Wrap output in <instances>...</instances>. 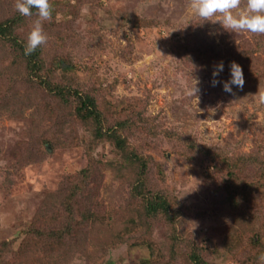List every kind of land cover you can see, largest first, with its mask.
<instances>
[{"label":"rangeland","instance_id":"obj_1","mask_svg":"<svg viewBox=\"0 0 264 264\" xmlns=\"http://www.w3.org/2000/svg\"><path fill=\"white\" fill-rule=\"evenodd\" d=\"M50 2L52 18L42 22L48 39L40 46L44 79L92 94L100 108L108 103L113 115L118 104L130 103L128 116L133 121L126 136L131 138L137 127L131 146L152 158L149 169L155 163L163 164L169 186L181 200L195 206L196 212L186 218L206 247V257L214 264H242L247 259L245 238L253 235L257 240L259 235L264 243V189L251 196L245 211L226 212L212 195L225 172L220 174L208 156L190 146L192 140L184 142L183 135L197 131L200 141L220 146L229 157L251 154L255 147L264 150V104L252 96L264 92V33L225 30L215 17L205 21L196 16L189 0ZM245 2L241 0V7ZM12 16L20 18L16 34L25 44L36 16L21 15L15 0H0V23ZM142 22L148 26H137ZM200 53L208 59L222 54L223 61L235 54L243 69V88L233 86L229 93L219 84L213 87L215 64L199 60ZM17 54L9 43L0 41V264H181L153 255L143 245L142 229L124 231L126 209L116 218L121 223L106 230L109 235L93 218L88 220V214L79 211L72 219L66 216L68 196L58 193L68 176L80 181L84 169L90 171L94 181L88 182L77 203L96 208L106 201L108 190L118 185L111 166L118 169L120 157L105 141L95 145L94 161H90L87 141L95 137L89 124L72 115L75 98L70 100L72 106L61 98L50 99L41 89L45 86L29 75L25 59ZM231 61H225L218 79L229 78ZM16 102L24 105L20 115ZM62 108L66 109L63 116ZM59 115L65 125L55 120ZM113 115H106L110 126L117 124L118 117ZM145 122L149 132L142 130ZM32 135L40 145L45 142L47 156L26 164ZM191 152H195L193 162L184 155ZM209 173H213L212 180H207ZM126 198L131 200L128 194ZM41 209L48 217H40ZM258 212L261 219L255 225L249 215L257 218ZM46 218L52 239L70 228L51 250L48 237L43 243L33 232L40 227L38 219ZM162 228L156 223L153 230L161 234ZM230 236L241 239L236 254L223 248ZM33 247L38 250L32 254Z\"/></svg>","mask_w":264,"mask_h":264},{"label":"trees","instance_id":"obj_2","mask_svg":"<svg viewBox=\"0 0 264 264\" xmlns=\"http://www.w3.org/2000/svg\"><path fill=\"white\" fill-rule=\"evenodd\" d=\"M19 20L20 18L16 19L12 16L0 23V41L9 43L11 50L25 59L29 75L41 81L45 86L44 89L42 87L41 89L47 91V95L50 99L61 98L72 106L70 100H72L73 97L75 98L73 104L75 112H72V115L76 121L89 124L95 137V140L92 138L87 141L89 144L87 154H89L90 161H94L93 157L91 159V152L95 149V145L105 141L112 145L114 151L120 157L117 163L119 164L118 169L111 166V168L114 169V173L115 171L117 172L115 176L118 185L116 188L113 186L108 190V198L96 208L92 209L88 207L89 205L78 206L77 203L78 195H82L81 192L85 189L88 182L90 180H92V182L94 181L90 175V171L84 169V176L80 178V181H77L78 178L76 177L68 176L67 180L64 182L63 191L58 193L60 195L67 194L68 196L66 201H64V204L65 202L67 204L65 209L66 216L68 215L72 219L74 213L79 211L86 215L88 214V216H86L87 219L93 218L96 225L102 228L107 235L108 233L106 230L111 228L113 224L121 223V220L116 219L120 217V210L126 209L128 213L125 216L126 224L123 230L125 231L131 228L136 231L142 229L141 240L143 245L151 248V251L154 252L153 255L156 256L159 254L162 258L166 256L181 264H214L206 257V247L200 243L198 239L199 236L197 237L192 227L188 226L189 223L186 217L188 214L196 212L195 206L181 200L177 195L176 189L169 186L166 182V172L163 164L155 163V165L149 169L153 161L152 158L142 154L140 149L137 150L131 146L132 141L136 139L135 135H137L136 127L131 138L126 136L127 129H129L133 121L128 116L131 115L132 112L131 104H121L120 106L118 104L116 106L117 112L115 114L116 117H118L117 124L110 126L106 115H113V113L108 103L104 102L103 106L101 105V109L96 102V97L92 94L72 89L66 85L54 84L48 78L45 80L43 77L45 64L41 47H38L30 55L24 54L25 44L19 38L18 34H16V30L20 29L19 24L21 21ZM137 26L146 27L148 25L142 22V24ZM204 54L205 53H200L201 56L199 60L204 58ZM221 55L222 54H219V56L215 58H204L203 60L207 61L208 64L210 62L216 64L218 59L222 60L220 57ZM229 59L237 63L239 61V58H237L235 54L234 56H228L225 61L227 62ZM225 61L224 64L226 63ZM32 77H30V79L34 80ZM14 87H16V84H14ZM50 93L55 96H50ZM16 110L18 115L22 114L24 111L23 103L16 102ZM61 112V116H63L66 109L62 108ZM115 114L113 116H115ZM59 117L60 115L57 116L55 120L65 125V118L59 119ZM134 122L138 124V120ZM147 124V122L144 123L142 130L149 132ZM183 136L185 139L184 142L192 140L190 146L198 148L196 151L198 154L208 156L209 161L217 165L220 171L217 172L220 174H222L221 172H225L226 176L222 174L219 183L212 191L213 197L219 198V204L224 207L225 211L236 215L250 207L249 204L252 203L251 196L254 193L262 192L264 189V150L255 147V150L251 154L248 152L245 154L238 153L235 156L229 157L227 155L229 152L224 151L220 146L200 141L197 131L192 136ZM130 139L131 142L129 143ZM29 140V146L25 152L26 164L35 163L41 157L47 156V153L43 151L45 142L43 145H40L37 138L33 135L30 136ZM229 145L230 144L227 143V146ZM194 153L195 152H191L190 154L184 155L185 157L190 156L189 161L193 162L194 160L191 156H193ZM250 167L256 169L259 174L252 173ZM212 175L213 173L207 174V180H212ZM127 179L128 182L123 181ZM73 191L78 192L74 195L71 194ZM126 194L131 198L130 201L127 200ZM51 202L55 204V201L51 200ZM261 202L262 201H258L256 203L261 204ZM247 211L251 212V210ZM41 212L42 215L40 214V217L43 218L47 213H44V209H41ZM253 215L254 214L251 213L249 218L255 222L256 225L258 219H261L260 213H257V218ZM46 217H48V215H46ZM48 219L49 218H46L43 222L38 219L37 225H40V227L37 230L34 229L33 232L36 233L37 237L40 238L39 240L43 243H45V238L48 237L49 241L46 239V242L51 250L55 244L57 245L60 243L59 241L65 236L62 232L64 231L69 234L70 228L56 233V239H52L49 237L53 234L52 231L47 232ZM156 223H159V225L163 227L161 234L153 230ZM256 228L257 226H255L254 231ZM123 234L125 233H122V235ZM162 236H164V238ZM257 237L258 239L256 240L255 237L251 235V237H247L243 240L244 244H246L244 255L247 259L242 260V264H254L259 262L258 257L264 253V243L260 239L261 236L258 235ZM240 243L241 239L236 236H230V238L224 242L223 248L230 254H236L240 249ZM32 250L33 254L38 248L33 247ZM165 252L167 255H165ZM244 255L241 253V256Z\"/></svg>","mask_w":264,"mask_h":264},{"label":"clouds","instance_id":"obj_3","mask_svg":"<svg viewBox=\"0 0 264 264\" xmlns=\"http://www.w3.org/2000/svg\"><path fill=\"white\" fill-rule=\"evenodd\" d=\"M189 6L196 16L205 21L215 17L225 30L264 33V0H246L243 7L241 0H189ZM15 7L23 16H36L24 47V54L30 55L47 42L48 36L42 22L52 18V5L50 0H15ZM224 67L223 60L213 66L211 85L215 87L219 84L229 93L233 92V86L242 89L245 81L241 65L231 61L229 78L218 79ZM195 92H198L197 87ZM252 96L258 98V103L264 104V92L258 91ZM258 259L264 261V253Z\"/></svg>","mask_w":264,"mask_h":264}]
</instances>
